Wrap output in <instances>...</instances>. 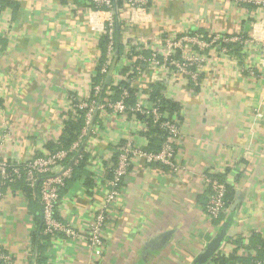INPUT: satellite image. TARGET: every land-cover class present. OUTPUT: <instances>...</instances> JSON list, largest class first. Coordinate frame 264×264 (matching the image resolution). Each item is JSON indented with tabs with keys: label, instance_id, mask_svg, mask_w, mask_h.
<instances>
[{
	"label": "crops",
	"instance_id": "1",
	"mask_svg": "<svg viewBox=\"0 0 264 264\" xmlns=\"http://www.w3.org/2000/svg\"><path fill=\"white\" fill-rule=\"evenodd\" d=\"M90 1L0 0L1 159L20 164L50 153L48 145L58 142L73 102L92 99V83L106 53L100 49L102 25L88 14ZM115 19L117 46L123 49H116L103 81L106 86L127 82L131 68L138 66L133 87L146 97L147 109L152 92L168 102L169 117L180 122L174 168L133 160L110 206L104 250L97 259L84 236L112 191L119 145L130 140L138 149L158 153L165 142L153 145L150 128L142 132L144 121L128 113L97 109L86 142L53 172L60 175L80 153L86 156L78 179L68 180L62 190L57 209L58 219L81 237L51 245L47 264H194L216 240L219 249L206 264H218V258L244 264L263 257L264 11L236 0H149L145 11L126 10L117 2ZM194 33L208 41L238 37L246 44L207 49L197 80L174 68L132 63L126 55L139 49L150 58L152 48L163 50L156 39ZM134 71L129 76L136 78ZM204 175L220 179L233 192L218 221L206 214ZM40 215V204L31 203L22 190L4 189L0 249L13 264H36L33 235ZM247 238L254 247L245 246Z\"/></svg>",
	"mask_w": 264,
	"mask_h": 264
},
{
	"label": "built area",
	"instance_id": "2",
	"mask_svg": "<svg viewBox=\"0 0 264 264\" xmlns=\"http://www.w3.org/2000/svg\"><path fill=\"white\" fill-rule=\"evenodd\" d=\"M236 1L254 5L264 11V0ZM117 2H120L124 9L130 11H145L149 4V0H91L88 2V14L90 19L92 21L93 19L98 20L101 23L102 26L99 30L101 37H105L107 40L106 58L101 64L100 70L101 74L104 76L109 74L113 66L116 58V47L119 43L116 37L115 19ZM155 42H158L155 43L156 46H161L163 50L160 51L155 47L152 48L150 58H146L142 54H139V49L135 51L129 49L126 51V55L130 58L132 63L138 61L145 66L150 64V66L158 68H174L178 73L187 75L194 80H197L199 77L198 69L205 62L203 52L207 49L214 45L220 46L228 42L245 43L238 37L228 39L224 36H215L208 41L204 36L195 33L166 35L164 38H161V40L156 39ZM224 51L227 52L228 50L224 48ZM134 69H136V77L140 72L138 66L137 68H131L129 75L135 73ZM129 75L127 79L129 87L121 89V97L117 102L108 101L105 104L97 102L98 97L104 91V81L99 85L93 86L91 90L94 93L90 101H78L77 104L73 102V112L71 114L76 117V109L86 110V122L79 140L74 143L69 150L60 149L45 155H35L20 164H14L0 158V200L3 197L5 188L11 187V185L23 180L26 186L33 190V200L37 201L41 206V215L45 227L44 232L52 236L53 245L63 238L76 239L81 237L74 227L58 219L57 209L60 202V194L66 186L67 181L72 178L73 168L79 164L80 160L83 158V154L80 153L70 168L65 169L62 174L56 175L53 172L56 168L66 165L70 159V155L78 153L83 143L86 142V136L92 127V119L96 110H110L113 113L120 114L128 113L135 117L136 120H138L136 115L139 114L144 116L145 121L150 120L153 126H159V129L164 132L166 138L160 152L149 153L145 150L138 149L133 146L130 140L123 142L118 147L117 152L119 155L112 169V179L109 182L112 191L108 193L103 204L99 207L89 225L88 232L84 236L87 246L93 251L97 259L101 258L104 250L102 233L108 220L110 206L119 196V187L123 183L124 178L128 175L133 160L140 158L150 163H158L174 168V143L179 135L180 122L177 116L172 118L169 117V112L166 108H163L160 99L153 101L150 110H148L144 102L146 97H144L141 92H137L136 105L129 110L125 102L130 96V89L134 88L133 84L138 81V76L133 78V76L129 77ZM112 94L113 93L110 91L107 92L108 96ZM142 123H144L142 132H147L149 128L145 126L149 127V124L147 122ZM203 181L208 192L206 206L207 217L212 221H218L231 204V201L227 200L229 188L223 181L211 175H204ZM245 246H251L249 238L245 239ZM0 261H3L4 264H13L12 259L3 251L0 252ZM247 264H264V256H255Z\"/></svg>",
	"mask_w": 264,
	"mask_h": 264
},
{
	"label": "trees",
	"instance_id": "3",
	"mask_svg": "<svg viewBox=\"0 0 264 264\" xmlns=\"http://www.w3.org/2000/svg\"><path fill=\"white\" fill-rule=\"evenodd\" d=\"M106 47H107V40L105 37H101L100 49L103 52V55L106 53ZM118 47L119 46H117L116 49L118 50V52L121 53L123 48L121 47L120 49H118ZM103 59L104 58H101L100 62H102ZM97 71H98L97 77L95 78V80L92 83L94 85H99L105 78L103 75H101V71H100L99 66L97 68ZM129 77H132V76H129ZM128 87H129V84L126 81L119 82L118 84H111V85H107V86L104 85V91L98 97L97 102H99L101 104H105L108 101L117 102L120 100V97H121V89H125ZM108 91L112 92L113 94L111 96H108L107 95ZM151 94H152V100L153 101L160 99L161 104L163 105V108H166V106H168L167 105L168 102H166L163 98H161L158 92H152ZM129 95L130 96L126 100L125 104L128 107V109L131 110L132 108L135 107L136 102H137L136 90H134V88L133 89L131 88L129 91ZM77 102L78 101L75 100L74 104H77ZM169 107H171L172 110L178 108L175 105H169ZM76 111H77V116L75 117L73 114H70V117L65 122L64 129L61 133L60 138L58 139V142L57 143L51 142L48 145V149L50 150V153L55 152V151L60 150V149L69 150L73 146V144L79 140V137L82 134V130L85 127L86 110L76 109ZM136 117L138 120L147 122L149 124V128H150L149 135H150V137L152 135H154V137H152V139H151V142L153 143V145H156L158 147V145H160L161 142L163 143V141H164L163 139H166V138H164L165 134H164V132H162L159 129V126H153V123L150 120L145 121L144 116H141L139 114H137ZM151 147H152V144H151ZM155 152H159V150H157ZM118 155L119 154L117 152L115 163L117 161ZM73 156H74V154L70 155L69 158L71 159ZM85 160H86V156L83 155V158L80 160L79 164L73 168V176L69 181L75 182L78 179L77 174L84 167ZM86 185L87 186L91 185L89 180L87 181ZM11 187L19 188L20 190H22V192H24L25 195L30 199L31 203H33V202L38 203L37 201L33 200V190L30 189L28 186H26V184L23 180L18 181V183H16V184L11 185ZM232 199H233V192L229 190L227 200L231 201ZM37 224H38V230L33 235V246H34L33 251L36 252V255H35L36 264H47V261H48L47 253L50 250L51 245H52V236L47 235L44 232L45 227H44L42 215H40L37 218ZM38 232H40V236H38ZM250 243H251V246L254 247L252 245L253 244L252 241H250ZM2 251L3 250L0 249V252H2ZM224 262L225 261L223 258H218V260H217L218 264H224ZM247 263L248 262H246L244 264H247ZM0 264H4V262L0 261Z\"/></svg>",
	"mask_w": 264,
	"mask_h": 264
},
{
	"label": "water",
	"instance_id": "4",
	"mask_svg": "<svg viewBox=\"0 0 264 264\" xmlns=\"http://www.w3.org/2000/svg\"><path fill=\"white\" fill-rule=\"evenodd\" d=\"M220 240L211 243L206 250L195 260L194 264H206L218 251Z\"/></svg>",
	"mask_w": 264,
	"mask_h": 264
}]
</instances>
